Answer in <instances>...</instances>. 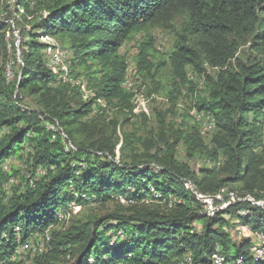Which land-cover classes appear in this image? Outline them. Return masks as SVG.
<instances>
[{
    "label": "trees",
    "instance_id": "16d2710c",
    "mask_svg": "<svg viewBox=\"0 0 264 264\" xmlns=\"http://www.w3.org/2000/svg\"><path fill=\"white\" fill-rule=\"evenodd\" d=\"M14 2L28 27L16 48L0 20V264H212L217 246L226 264H264L249 255L251 239L232 232L264 236V0ZM154 29L173 38L165 57ZM138 34L132 78L120 48ZM44 36L68 54L66 77L47 68ZM140 79L146 93L165 91L169 108H154L156 126L137 136L125 125L150 119L134 110ZM181 98L213 120L208 140L195 124L167 121ZM187 184L234 201L208 218ZM92 202L110 210L86 222L57 216ZM39 236L44 250L19 259L18 247Z\"/></svg>",
    "mask_w": 264,
    "mask_h": 264
},
{
    "label": "rangeland",
    "instance_id": "374dc122",
    "mask_svg": "<svg viewBox=\"0 0 264 264\" xmlns=\"http://www.w3.org/2000/svg\"><path fill=\"white\" fill-rule=\"evenodd\" d=\"M14 3H15L14 0H0V20L7 22L8 25H10V31H9V33H7L6 39L9 42H11V44H15L14 46L17 48L19 45V36H18L19 28H21V27L27 28L28 26H27V23H25L19 17L21 11L19 10V12H16V10H15L16 6ZM151 35L154 39L155 49L158 51L159 55H161L162 57H165L166 54L172 48V43H173L172 36L169 33L162 31V30H158V29L152 30ZM46 37H48V36H46ZM46 37L44 36V37L40 38L39 41L42 42L43 44L50 43L51 45H53L55 47H59V42L56 39L50 38V37H48L46 39ZM140 40H141V34H138L135 37H133L129 42H126L120 48V54L125 57L127 65L129 66V73L131 72V69L134 70L133 59L136 55L137 45H138ZM9 53H10V55L12 54L11 48L9 49ZM16 57L19 58L18 55H16ZM13 60H14L13 58H12V60L9 59V62L12 63ZM1 63H2V60L0 59V64ZM16 70H17L16 66L12 65V68L10 69V71L15 72ZM134 75H135V73L132 71L130 76L133 78ZM188 76L190 79H192L190 73ZM167 77H168L167 70H164L163 75H162V80H163V84H164L163 86H165V83L167 81ZM84 85H85V83H84ZM135 86L143 87L142 92L137 96L136 100L133 101L134 110L137 111V114L143 113L146 116H150L151 113L154 112V108H157L161 111H164V110L169 108L168 98L165 95V91L161 90L158 93H153V92L146 93V91L144 89L145 86L142 84L141 79L136 81L135 85L133 84L132 87H135ZM138 89L139 88H137V90ZM87 90H89V89H87ZM127 91H129V89ZM147 91H148V88H147ZM183 95H185V92ZM24 104L28 107H31V108L33 107V104L29 98H24ZM193 110H195V109L192 108V104H191L190 99L189 98H181L176 103V107L174 109L175 113H174L173 117L171 115H168L167 121L172 120L175 124H179L182 121H184L187 124H195L199 127L200 132L205 137V139L208 140L209 133H211L212 131H210V132L204 131L203 130L204 127H202L201 124H198L195 122V120L192 117V111ZM155 126H156L155 120L152 119L150 116L149 121H147L145 124H143V122L139 119H131L130 122L125 125V130L133 131V132H135V134L137 136H140V135H144L148 129H153ZM176 158L178 159V161H185L184 151H183V148L181 146L177 149ZM189 163H190V165L194 171H198V169L200 167L205 165L203 163V161H201V160H196L192 163L191 162H189ZM3 167H5V169H7V165L6 166L4 165ZM16 167H17L16 169L17 170L19 169V171L21 173V174H19L20 176L22 175V176H25V178H29L28 171L24 166H21L20 163H16ZM18 182H19V179H17V178L9 179L8 183L2 187V189H6L5 193L3 195V198H5V200H6V198H9L11 195V187L13 185L18 184ZM228 194H229L230 198H232V195H234L233 193H228ZM220 197L221 196H216V197H214V199H218ZM207 198H209V197H207ZM211 199H213V198H211ZM122 204H124V203H122ZM206 204H208V202H206ZM69 209H70V211L67 208L65 210L66 213H64L65 211H60V212H58V215H57L59 217H62L63 215H65L66 222L68 221L67 223H69L70 218L72 216H77V218L83 222L89 221V220L93 219L94 217H100L101 215L106 214L107 211L110 210V207L109 206L108 207L107 206L102 207V206L96 204L95 202H92V203H88V205H86L84 207H78L77 210H75V209L72 210L71 208H69ZM67 214H69V215H67ZM67 223H65V224H67ZM235 230H245L248 232V230L246 228H243V227L235 228ZM116 237L117 236H115V235L112 236L110 243H113L115 241ZM119 237H121V236H119ZM235 239L238 241L240 240L238 235L235 236ZM26 243H27L26 247H23L22 245H20L16 251V253H18L19 259H26V261H28V259H29L28 257L32 258L33 256L41 253L44 250V245H43L44 243L42 241L41 236L36 237V238L31 237L29 240L26 241ZM104 247H105V244L103 243V245H100L97 248L103 249ZM121 262L122 261H118V264H120Z\"/></svg>",
    "mask_w": 264,
    "mask_h": 264
},
{
    "label": "built area",
    "instance_id": "2783aa9c",
    "mask_svg": "<svg viewBox=\"0 0 264 264\" xmlns=\"http://www.w3.org/2000/svg\"><path fill=\"white\" fill-rule=\"evenodd\" d=\"M48 60H56V68H57L56 80H59V77H61V73L59 72V64L60 63L57 61V53H54V59H47V57H46L47 64H48ZM6 73L8 74V76H10L9 66H8ZM126 75H131V72L126 74ZM203 116H204V113H203ZM46 127L48 130L58 132L57 128L50 125L49 123H46ZM66 145L70 149H74L70 142L67 141ZM37 175H38V171H37ZM197 195L201 197V213L202 214H208V218L213 217L217 213L218 209H225L234 201V199H232L230 197H226V196L221 195V197L218 199L209 198V204H202L201 194H197ZM154 197L156 198V196H154ZM237 201H240V200H237ZM250 202L257 205V203H255L254 201H250ZM78 207H81V206L75 205L74 209L77 210ZM244 213H248V212L244 211ZM232 232L234 234L238 235V237L250 238L251 239V245L248 248L249 255L256 257V258L263 259V263H264V248L261 244L260 238L254 237V235L249 234L245 230H235V228H234V230ZM216 260H217V264H226V263H224V256L220 253V247L219 246H217V250H216Z\"/></svg>",
    "mask_w": 264,
    "mask_h": 264
},
{
    "label": "bare ground",
    "instance_id": "6f19581e",
    "mask_svg": "<svg viewBox=\"0 0 264 264\" xmlns=\"http://www.w3.org/2000/svg\"><path fill=\"white\" fill-rule=\"evenodd\" d=\"M47 38H48V37H46V39H47ZM41 43H42V42H41ZM45 44H46V46H47V48H46V50H45V58L47 57V59H54V53H57V61L60 63V64H59V72H60V71L63 72L64 75H65V77H66V76H67V67H66L64 61L68 58V54L65 52V50L62 51V50H61L62 48L60 49L59 47H55V46L51 45L50 43H45ZM47 68L51 71V73H52L54 76L57 77L56 60H48ZM66 80H67V78H64V79H63L64 82H65ZM71 83H72V82H71ZM80 88H81V92H82V99H83L84 101H86L88 97H91V93H90V91H88V90L86 89V87H85L84 84H83V85H80ZM192 117H194L195 120H196L197 122H199V123L202 125V127H204V129H203L204 131H206V132H210V131L213 130V128H214L215 125H214V122H213V120L211 119L210 116L205 115V114H204V116H203L202 113H196V111L193 110V111H192ZM260 124H261V126H262V128H263V130H264V115H263V118H262ZM5 166H6V165H5ZM3 169H5V167H3ZM5 170H7V169H5ZM187 188L190 189L191 193H192L197 199H201V197L197 195L198 193L194 190L193 187H191L189 184H187ZM202 201H204V202H208V204H209V198H207V197L202 196ZM69 208L74 209L71 205H70ZM65 213H66V212H65ZM67 215H69V214H67ZM45 234H46V233H45ZM256 237L260 238V240H261V244H262V246H263V248H264V236H263L262 234H257ZM216 249H217V248H216ZM128 257H129V256H128ZM251 257H253V256H251ZM253 259H255V260H259V261H263V259H261V258L253 257ZM211 260H212V264H217L216 254H214V255L212 256ZM241 262H242L241 260H237V264H241Z\"/></svg>",
    "mask_w": 264,
    "mask_h": 264
},
{
    "label": "water",
    "instance_id": "95a60500",
    "mask_svg": "<svg viewBox=\"0 0 264 264\" xmlns=\"http://www.w3.org/2000/svg\"><path fill=\"white\" fill-rule=\"evenodd\" d=\"M257 205H263V204H257Z\"/></svg>",
    "mask_w": 264,
    "mask_h": 264
}]
</instances>
